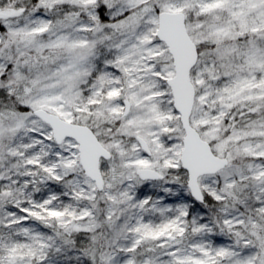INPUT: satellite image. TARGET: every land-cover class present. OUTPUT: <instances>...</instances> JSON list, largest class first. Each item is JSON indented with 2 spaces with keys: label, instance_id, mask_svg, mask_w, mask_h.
Masks as SVG:
<instances>
[{
  "label": "snow or ice",
  "instance_id": "6c2138e0",
  "mask_svg": "<svg viewBox=\"0 0 264 264\" xmlns=\"http://www.w3.org/2000/svg\"><path fill=\"white\" fill-rule=\"evenodd\" d=\"M0 264H264V0H0Z\"/></svg>",
  "mask_w": 264,
  "mask_h": 264
}]
</instances>
